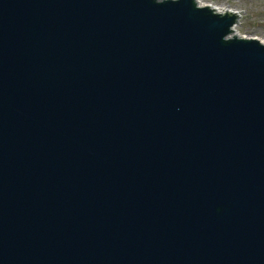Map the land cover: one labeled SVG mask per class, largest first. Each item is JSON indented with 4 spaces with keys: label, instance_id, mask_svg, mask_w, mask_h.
<instances>
[{
    "label": "water",
    "instance_id": "95a60500",
    "mask_svg": "<svg viewBox=\"0 0 264 264\" xmlns=\"http://www.w3.org/2000/svg\"><path fill=\"white\" fill-rule=\"evenodd\" d=\"M239 16L0 0V264H264V43Z\"/></svg>",
    "mask_w": 264,
    "mask_h": 264
},
{
    "label": "rangeland",
    "instance_id": "374dc122",
    "mask_svg": "<svg viewBox=\"0 0 264 264\" xmlns=\"http://www.w3.org/2000/svg\"><path fill=\"white\" fill-rule=\"evenodd\" d=\"M218 9L226 8L240 11V17L234 28L237 33L246 37L264 40V0H198Z\"/></svg>",
    "mask_w": 264,
    "mask_h": 264
},
{
    "label": "bare ground",
    "instance_id": "6f19581e",
    "mask_svg": "<svg viewBox=\"0 0 264 264\" xmlns=\"http://www.w3.org/2000/svg\"><path fill=\"white\" fill-rule=\"evenodd\" d=\"M199 3H201V4H203L202 2H200V1H198ZM224 10H226V11H232V12H237V15H240V11L239 10H236V9H230V8H226V9H224ZM240 17V16H239ZM235 30V29H234ZM235 32V34L237 33L236 31H234ZM237 34H239V33H237ZM257 39H259L261 42H263L264 43V40L263 39H261V38H257Z\"/></svg>",
    "mask_w": 264,
    "mask_h": 264
}]
</instances>
